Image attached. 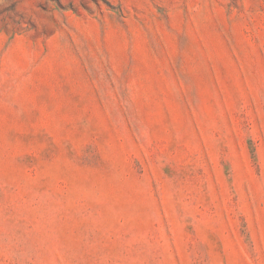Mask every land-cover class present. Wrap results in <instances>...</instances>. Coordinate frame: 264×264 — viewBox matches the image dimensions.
I'll list each match as a JSON object with an SVG mask.
<instances>
[{
    "label": "rangeland",
    "instance_id": "rangeland-1",
    "mask_svg": "<svg viewBox=\"0 0 264 264\" xmlns=\"http://www.w3.org/2000/svg\"><path fill=\"white\" fill-rule=\"evenodd\" d=\"M0 264H264V0H0Z\"/></svg>",
    "mask_w": 264,
    "mask_h": 264
}]
</instances>
